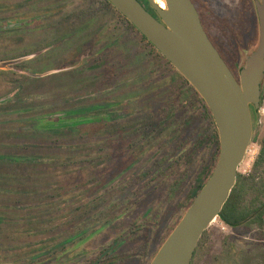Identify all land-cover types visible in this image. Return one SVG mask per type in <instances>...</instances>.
I'll return each mask as SVG.
<instances>
[{"label":"rangeland","instance_id":"1","mask_svg":"<svg viewBox=\"0 0 264 264\" xmlns=\"http://www.w3.org/2000/svg\"><path fill=\"white\" fill-rule=\"evenodd\" d=\"M195 1L225 42L228 31L241 39V50L221 51L240 78L260 44L259 16L248 0ZM187 86L107 0H0V264H150L187 209L195 174L217 160L213 146L188 163L202 117L194 102L176 120L163 108ZM258 109L239 172L264 137V100ZM84 117L93 118L81 131L65 128ZM208 232L197 264H233L229 253L264 245V228L217 218Z\"/></svg>","mask_w":264,"mask_h":264},{"label":"water","instance_id":"2","mask_svg":"<svg viewBox=\"0 0 264 264\" xmlns=\"http://www.w3.org/2000/svg\"><path fill=\"white\" fill-rule=\"evenodd\" d=\"M189 80L210 108L220 136L214 170L150 264H190L204 231L219 217L237 183L254 136L251 105L260 103L264 79V0L257 2L258 49L237 78L208 36L193 0H109Z\"/></svg>","mask_w":264,"mask_h":264},{"label":"trees","instance_id":"3","mask_svg":"<svg viewBox=\"0 0 264 264\" xmlns=\"http://www.w3.org/2000/svg\"><path fill=\"white\" fill-rule=\"evenodd\" d=\"M107 1L112 6H114L109 0ZM147 2L149 3L148 0ZM123 17L125 20H127L129 24H131L134 28L137 29V27L133 23H131L124 15ZM141 35L153 47L156 55L163 57L168 64H170L173 68H175L174 65H172V63L164 55H162L160 51L142 33ZM245 64L243 62L242 64L239 65V68H242V66H244ZM175 70L182 76V78L185 80L188 86L183 88L182 91L179 92V95L177 97H171L168 100V103L164 105L163 108L165 109L167 113L166 115L172 118L173 120H176L175 114L181 108L186 107L189 104H191V103H188V101H192L194 102L193 104L197 105V109L200 110L201 116H202V117L199 116L200 117V124L198 125L199 128H195L198 131L195 132L193 130L192 132L194 134L192 136L193 141H194L193 142L194 146L191 152L189 153L188 163H190L191 167L193 168V164H194L193 156L198 151L200 153L202 152L204 153L205 150H207L206 148H213V146H215L218 151L217 158H216L218 160L219 153H220V136H219V131L215 123L214 117L212 115V112L210 108L208 107V105L206 104L205 100L198 93L195 87L189 82V80L186 79V77L182 75L176 68ZM262 84L263 85H262V89L260 93L261 103L264 100V80ZM187 103L188 105H186ZM261 103H259V105ZM259 105L258 106L254 104L251 105L253 125H254L255 131L257 130ZM92 118L93 117H84V118H78L75 120H70L71 124H69V126L65 128L66 129L69 128L71 131L75 129L81 131L78 124L82 123L83 120H90ZM191 121H193V118H189L185 114V116H183V120L181 124H184V126L186 125L187 127L186 129L188 130L190 128ZM206 122L208 126L205 125ZM49 124L54 126L55 122H50ZM64 124H67V122H65ZM65 128L63 129L59 127L57 128L50 127L49 129L60 132V130L61 131L65 130ZM185 133H187V131ZM254 140L260 144V149L255 157L252 168L248 172L238 173L237 183L234 186L230 197L228 198L227 202L225 203L218 217L220 220H222V222H224L225 224L231 227L248 226V227L264 228V137L261 139H258L255 136ZM201 149L202 151H200ZM215 156L216 155L213 154L209 162L205 163L201 167V169L195 174L194 182L186 198L187 201H189L188 207L193 202L194 198L196 197L200 189L203 187L205 182L211 176L214 170L215 164L217 162V160H215ZM192 168H189L188 172L185 173V178H184L185 181H187V178L189 176V173L192 171ZM181 181L182 180H178L176 181V183H174L171 186L168 200L174 197V192H176L177 186L179 187ZM112 210L113 209H110L109 211L112 212ZM186 210L184 211V213L186 212ZM120 214L121 213H116V214H112L111 216L113 218H117L120 216ZM27 232H28L27 234L29 235L37 234L34 230L30 228L27 229ZM208 235H209V232H208V229H206L202 237L199 240V243L196 247V250L194 252V255H193V258L190 264H197L196 258L207 252L206 244H207ZM72 238L73 236H70L67 238V240L69 241ZM51 240H53L52 237H47V241L43 239L36 241L38 242L37 245L40 244V246L36 247L34 250H38L39 247H42V248L47 247L48 246L47 243L51 242ZM72 241H74V239H72ZM58 242L57 244L56 243L55 244L58 245L59 244ZM155 254L153 255V257L155 256ZM228 256L231 257V259L233 260V264H264V245L258 248L257 250L242 248L241 250L235 253H229ZM114 259L116 260V258ZM114 259H110L108 263H103V264H109L110 262H114Z\"/></svg>","mask_w":264,"mask_h":264},{"label":"flooded vegetation","instance_id":"4","mask_svg":"<svg viewBox=\"0 0 264 264\" xmlns=\"http://www.w3.org/2000/svg\"><path fill=\"white\" fill-rule=\"evenodd\" d=\"M149 11L152 12L149 3L147 2V0H139ZM193 2L196 5V8L199 12L202 24L208 34V36L210 37V39L212 40V42L214 43V45L217 47V49L221 52L222 50H231V51H235V50H241V45L239 44V39L234 32L232 31H228L227 33L229 34L228 36L232 38L233 40V44L232 43H227L225 42V40L223 39V36H221L215 29V27H212V24H206V22L203 19L202 16V12L199 9V6L197 5L196 1L193 0ZM248 4L250 6V8H248V14L252 15L255 23L258 24V13H257V6L254 0H248ZM153 13V12H152Z\"/></svg>","mask_w":264,"mask_h":264},{"label":"bare ground","instance_id":"5","mask_svg":"<svg viewBox=\"0 0 264 264\" xmlns=\"http://www.w3.org/2000/svg\"><path fill=\"white\" fill-rule=\"evenodd\" d=\"M163 8H167L166 0H156Z\"/></svg>","mask_w":264,"mask_h":264}]
</instances>
